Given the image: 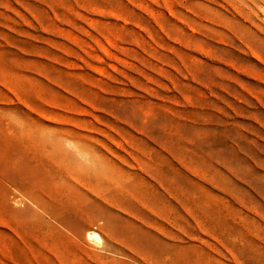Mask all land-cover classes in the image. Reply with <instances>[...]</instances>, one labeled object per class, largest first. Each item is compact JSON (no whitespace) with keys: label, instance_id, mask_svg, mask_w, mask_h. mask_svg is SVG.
<instances>
[{"label":"rangeland","instance_id":"374dc122","mask_svg":"<svg viewBox=\"0 0 264 264\" xmlns=\"http://www.w3.org/2000/svg\"><path fill=\"white\" fill-rule=\"evenodd\" d=\"M0 264H264V0H0Z\"/></svg>","mask_w":264,"mask_h":264},{"label":"bare ground","instance_id":"6f19581e","mask_svg":"<svg viewBox=\"0 0 264 264\" xmlns=\"http://www.w3.org/2000/svg\"><path fill=\"white\" fill-rule=\"evenodd\" d=\"M87 237L90 239V240H92L93 242L95 241V242H98V243H100L101 242V238H100V236L96 233V232H94V231H89L88 233H87ZM88 239V240H89Z\"/></svg>","mask_w":264,"mask_h":264}]
</instances>
